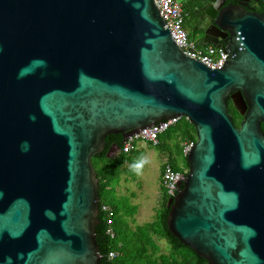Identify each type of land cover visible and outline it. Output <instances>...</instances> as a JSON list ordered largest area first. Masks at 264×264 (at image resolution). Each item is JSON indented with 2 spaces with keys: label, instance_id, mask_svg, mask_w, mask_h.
<instances>
[{
  "label": "water",
  "instance_id": "obj_1",
  "mask_svg": "<svg viewBox=\"0 0 264 264\" xmlns=\"http://www.w3.org/2000/svg\"><path fill=\"white\" fill-rule=\"evenodd\" d=\"M223 22L225 46L199 44L228 55L211 69L155 0H0V264H102L92 160L175 118L197 141L170 232L209 264H264V17Z\"/></svg>",
  "mask_w": 264,
  "mask_h": 264
},
{
  "label": "trees",
  "instance_id": "obj_2",
  "mask_svg": "<svg viewBox=\"0 0 264 264\" xmlns=\"http://www.w3.org/2000/svg\"><path fill=\"white\" fill-rule=\"evenodd\" d=\"M229 113L232 115L235 125L240 127L243 116L234 106H230ZM173 128L176 129L175 136L180 146L186 141H197L196 129L186 118L180 119L179 123ZM114 143L119 144L121 150L125 145L121 135L108 136L106 139V151L96 155L92 160L100 180V224L97 226V241L102 254V264H111L108 259V253L113 250L121 254L119 264H209L189 247L184 246L170 232L167 225V216L169 213L167 203L170 197L165 193L162 196V210L158 215L157 229L154 227V223L139 225L136 228L130 227L128 219L136 215L138 208L132 206L130 212L128 213L126 211L124 214L123 208L117 205H109L106 202L104 193L109 188L108 184L110 182L107 177L108 166L105 164L111 160L107 157L106 153ZM156 147L169 151L167 142H162L161 137L160 143ZM181 154H183V150H181ZM113 159L116 161L119 160V163L122 165L127 162L128 157L121 151ZM170 163L176 171L184 170V172H189L188 158H186L185 162L180 163L179 160L171 157ZM104 206H109L114 210L112 226H109L107 223L109 219L103 211ZM109 229H112L115 233L114 237L108 234ZM154 234L159 235L168 242L171 247L169 255H158V245L153 241ZM149 243L153 244L156 248L155 251L152 250Z\"/></svg>",
  "mask_w": 264,
  "mask_h": 264
},
{
  "label": "rangeland",
  "instance_id": "obj_3",
  "mask_svg": "<svg viewBox=\"0 0 264 264\" xmlns=\"http://www.w3.org/2000/svg\"><path fill=\"white\" fill-rule=\"evenodd\" d=\"M182 1V0H181ZM176 129H172L166 134L161 135V141L167 142L169 151L159 147L140 142L137 150L130 154H126L128 159L124 164H120L119 160L111 159L105 165L108 166L109 188L105 191L104 197L109 205H117L123 208V213L131 210L132 206L138 208L136 215L128 219L129 225L136 228L139 225L154 223L157 229L158 215L162 210V196L164 190L162 188V163L163 156L169 159L175 158L183 163L186 158L181 154L182 145L180 146L176 136ZM116 158V157H115ZM146 160L143 164L140 174L131 170L134 163ZM181 172L187 174L184 170ZM153 241L158 245V255H169L171 247L168 242L159 235H153ZM153 251L156 248L149 243Z\"/></svg>",
  "mask_w": 264,
  "mask_h": 264
},
{
  "label": "built area",
  "instance_id": "obj_4",
  "mask_svg": "<svg viewBox=\"0 0 264 264\" xmlns=\"http://www.w3.org/2000/svg\"><path fill=\"white\" fill-rule=\"evenodd\" d=\"M187 0H155L157 7L160 10L162 19L165 21L166 27L170 30L176 44L192 59L200 61L211 69H220L223 67V62L228 55L223 54L221 48L212 45L199 46L195 39L191 38L184 27V11ZM180 121V118L165 120L154 125L152 128L141 131L139 134L130 137L121 150L124 154H130L139 148L140 142H146L153 146L160 143L162 134L175 127ZM194 143L186 141L182 144V150L187 157L189 150ZM162 163V179L161 184L164 193L172 198L178 193L179 183L182 177L186 174L181 171H176L170 163V159L163 156ZM103 211L108 216V225H113L114 210L109 206H104ZM111 237L115 236L112 229L108 230ZM121 254L118 251L108 253V259L111 264L120 263Z\"/></svg>",
  "mask_w": 264,
  "mask_h": 264
},
{
  "label": "flooded vegetation",
  "instance_id": "obj_5",
  "mask_svg": "<svg viewBox=\"0 0 264 264\" xmlns=\"http://www.w3.org/2000/svg\"><path fill=\"white\" fill-rule=\"evenodd\" d=\"M256 13L264 17L262 0H187L184 11V27L189 36L198 44L214 43L225 46L232 33L223 22V18L237 14ZM228 106H234L228 99ZM235 107V106H234ZM244 120V116H243ZM264 131V124H262ZM184 184L179 185L178 192ZM178 194V193H177Z\"/></svg>",
  "mask_w": 264,
  "mask_h": 264
},
{
  "label": "clouds",
  "instance_id": "obj_6",
  "mask_svg": "<svg viewBox=\"0 0 264 264\" xmlns=\"http://www.w3.org/2000/svg\"><path fill=\"white\" fill-rule=\"evenodd\" d=\"M147 161L146 160H141L140 162H137V163H134L132 166H131V170L136 172V174H140V171L143 167V164L146 163Z\"/></svg>",
  "mask_w": 264,
  "mask_h": 264
},
{
  "label": "crops",
  "instance_id": "obj_7",
  "mask_svg": "<svg viewBox=\"0 0 264 264\" xmlns=\"http://www.w3.org/2000/svg\"><path fill=\"white\" fill-rule=\"evenodd\" d=\"M148 144V143H147ZM141 149V147H139Z\"/></svg>",
  "mask_w": 264,
  "mask_h": 264
}]
</instances>
